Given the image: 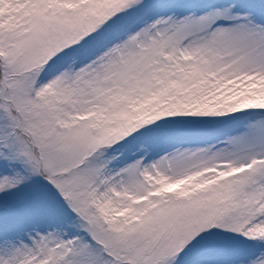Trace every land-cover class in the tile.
<instances>
[{
  "label": "rangeland",
  "instance_id": "374dc122",
  "mask_svg": "<svg viewBox=\"0 0 264 264\" xmlns=\"http://www.w3.org/2000/svg\"><path fill=\"white\" fill-rule=\"evenodd\" d=\"M0 0V264H264V0Z\"/></svg>",
  "mask_w": 264,
  "mask_h": 264
},
{
  "label": "bare ground",
  "instance_id": "6f19581e",
  "mask_svg": "<svg viewBox=\"0 0 264 264\" xmlns=\"http://www.w3.org/2000/svg\"><path fill=\"white\" fill-rule=\"evenodd\" d=\"M153 3H155V4L160 3V4H162V0H155V1H153Z\"/></svg>",
  "mask_w": 264,
  "mask_h": 264
}]
</instances>
